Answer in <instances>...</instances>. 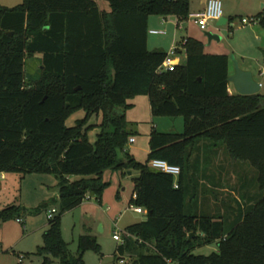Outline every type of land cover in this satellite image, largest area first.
I'll list each match as a JSON object with an SVG mask.
<instances>
[{
	"label": "trees",
	"instance_id": "obj_1",
	"mask_svg": "<svg viewBox=\"0 0 264 264\" xmlns=\"http://www.w3.org/2000/svg\"><path fill=\"white\" fill-rule=\"evenodd\" d=\"M104 1L108 10L94 0L0 6V173H45L57 179L59 212L47 219L36 251L41 264L51 259L84 264L86 250L100 252L95 237L85 232L71 253L60 233V216L84 199L100 202L107 169L136 171L128 204L146 211L144 221L124 228L128 236L117 245L111 264H264V95L229 94L227 55L204 53L192 37L174 46L184 61L157 72L166 52L147 49L148 19L185 20L189 0ZM259 24L264 28V18ZM35 57L40 76L27 82L25 62ZM135 95L147 96L152 116L183 121L181 133L151 129L143 163L125 149L133 131L124 110ZM77 110L83 118L66 126ZM98 113V132L90 143L87 131L93 126L87 123ZM200 145L224 146L230 159L256 172L260 192L232 189L239 197L232 198L238 213L228 229L221 216L186 207L194 187L186 185L185 170ZM153 159L177 166V178L150 169ZM21 213L23 207L10 204L0 210V220ZM211 242L216 251L192 253Z\"/></svg>",
	"mask_w": 264,
	"mask_h": 264
},
{
	"label": "rangeland",
	"instance_id": "obj_2",
	"mask_svg": "<svg viewBox=\"0 0 264 264\" xmlns=\"http://www.w3.org/2000/svg\"><path fill=\"white\" fill-rule=\"evenodd\" d=\"M21 1L0 0V6L11 8L20 4ZM94 1L99 9L108 10V4L104 0ZM220 2L223 12L224 0H220ZM151 17L154 20L160 18L159 16ZM162 27L158 26L154 29L165 31L164 34L148 33V38L170 40L172 34L167 28ZM205 32L199 30L202 35ZM183 34L184 32L179 31L177 40ZM148 49L153 48L148 44ZM163 49L165 52L169 50ZM39 76V62L36 57L26 59V81L30 82ZM126 103L130 104V107L124 110V117L129 129L133 131L131 138L134 142L126 143L125 148L137 162L143 163L146 160L149 133L152 128L157 132L171 133H181L183 130V121L179 116H152L145 95L132 96L127 99ZM83 116L84 112L77 110L66 119L65 125L72 126L76 120ZM100 117L101 114L98 113L92 115L88 120L87 124L93 126L87 131V139L90 143L95 140V135L98 132L96 125L99 123ZM212 157L215 158L214 161ZM187 167L185 182L187 186L191 185L194 189L186 196V207L192 211L197 209L201 213L221 216L222 219H225V229H228L229 225L233 223L238 213V205L227 191L244 187L249 192L252 190L254 193L260 192L255 187V170L246 162L230 159L224 146L208 150L205 146L200 145L193 150ZM128 172L114 169L103 171L101 179L107 185L101 193L100 202L93 197L84 199L80 205L60 216V233L71 253H75L78 236L86 232L83 224L87 221L92 222L90 231L99 245L100 252L86 250L83 253L84 264H111L114 260L115 249L119 245V242L112 238L113 232H122L125 227L145 220V214L134 213L128 209L132 179L137 175L136 171H131L130 175ZM211 172H213L212 178H210ZM217 173L221 176L219 180H217ZM3 175L6 179H0V210L16 203L25 209V214L21 213L18 216L22 223H18L15 216L5 221L0 220V264H41V256L36 255V251L38 247L42 246L43 234L47 229L46 212L51 208L56 209V214L59 212L57 179L54 175L45 173L25 175L4 173ZM216 184L221 185L227 191L218 193L213 188ZM237 198H239L238 195ZM240 204H244L242 200H240ZM229 206L232 209L228 212ZM216 248V242H211L195 247L192 253L206 256L216 251ZM135 255L136 253H132V256ZM124 260L128 261V255L124 256ZM50 264H58V261L51 259Z\"/></svg>",
	"mask_w": 264,
	"mask_h": 264
},
{
	"label": "crops",
	"instance_id": "obj_3",
	"mask_svg": "<svg viewBox=\"0 0 264 264\" xmlns=\"http://www.w3.org/2000/svg\"><path fill=\"white\" fill-rule=\"evenodd\" d=\"M205 2L206 0H189V15L202 11ZM263 8L264 0H224L222 20L220 22H218V20L212 23L209 22L207 29L204 30L219 37L218 40H211L210 42H208L204 33L203 35L199 33L200 29L192 18L188 17L180 21L175 17L167 16L154 20V18L150 16L148 19V30H155L154 28L163 26L162 28H167L172 35L170 40L148 38L147 36V49L149 44L153 48L151 50L165 51L163 48L170 49L181 39L192 37L203 44L204 53L227 55L229 60L228 76L234 73L233 63L230 59L232 56L238 67L243 71L250 72L253 80L259 84L258 94L264 95V28L259 23L244 26L239 24L240 18L257 15ZM179 31L184 32V34L177 40ZM184 58V54L181 53L179 56L181 63L184 61ZM228 93H236L230 82H228ZM212 160L214 161L215 158L212 157ZM130 174L131 172L128 173V175ZM212 177L213 172L210 173V178ZM220 177L221 176L217 173V180H219ZM5 179L4 176L2 180ZM213 188L217 190L218 193L227 191L225 188L221 187V185L217 184L213 186ZM252 191L250 192L254 193ZM227 193L230 194L234 200H238L237 193L232 191V189L227 191ZM83 226L86 232L93 235L90 231L92 222L87 221Z\"/></svg>",
	"mask_w": 264,
	"mask_h": 264
},
{
	"label": "built area",
	"instance_id": "obj_4",
	"mask_svg": "<svg viewBox=\"0 0 264 264\" xmlns=\"http://www.w3.org/2000/svg\"><path fill=\"white\" fill-rule=\"evenodd\" d=\"M189 18H192L194 23L198 26V28L202 31L207 29V26L209 22L211 21H217L222 17V4L220 0H206L204 8L202 11L190 14L188 15ZM264 18V8L260 11L259 14L251 16V17H242L239 19V24L241 26L244 25H251L259 23L260 19ZM148 33L150 34H164V31H158V30H149ZM180 54L175 53L174 46L171 47L167 52L166 55L161 62L160 66L157 69V72L161 71H170L175 66L179 65L181 63L179 59ZM133 138H129L127 143L131 144L133 143ZM126 149V148H125ZM148 167L152 170L163 172L166 174L171 175L174 179L177 178L179 174V168L175 165H170L164 160L159 159H153L148 162ZM0 179H4L3 173H0ZM174 188L177 187L176 182L174 181L173 184ZM134 197V196H133ZM129 210H131L134 213L138 214H145L146 211L141 207H134L132 205H129ZM56 214V209L51 208L50 210H47L46 216L47 219H51ZM18 223H22V220L20 218L15 219ZM123 236H128L124 231H114L112 238L113 240L119 242V244L123 243ZM120 264H123V261L121 260L119 262Z\"/></svg>",
	"mask_w": 264,
	"mask_h": 264
},
{
	"label": "water",
	"instance_id": "obj_5",
	"mask_svg": "<svg viewBox=\"0 0 264 264\" xmlns=\"http://www.w3.org/2000/svg\"><path fill=\"white\" fill-rule=\"evenodd\" d=\"M221 20L222 18H220L218 22H220ZM204 34L207 37L208 42H210L211 40L219 39L218 36L210 32H205ZM8 35L10 36L11 32H9ZM230 59L233 63L234 73L233 75L228 76V82L232 83L235 92L239 95H253L258 93L259 84L253 80L251 73L241 70L232 56L230 57ZM192 236L193 235L190 234L188 236V239H190Z\"/></svg>",
	"mask_w": 264,
	"mask_h": 264
}]
</instances>
